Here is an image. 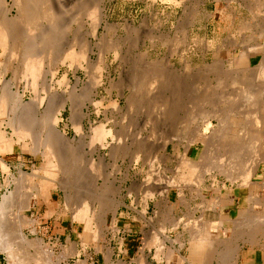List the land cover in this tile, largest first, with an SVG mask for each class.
I'll use <instances>...</instances> for the list:
<instances>
[{
    "label": "rangeland",
    "instance_id": "374dc122",
    "mask_svg": "<svg viewBox=\"0 0 264 264\" xmlns=\"http://www.w3.org/2000/svg\"><path fill=\"white\" fill-rule=\"evenodd\" d=\"M100 1L93 2L91 0L89 5L92 7L97 6L94 3L99 4ZM100 5H103V2H100ZM104 6L106 7L105 18L102 13H99V17L97 16V23L100 22V25L98 24L99 27L97 25L96 37L93 36L90 20H83L82 24L84 26L77 27L76 24L66 22V20L71 21L72 14L69 13L67 19L64 20L66 22L65 26L70 25L66 27L63 34L65 41L70 42L67 50L72 49L70 47L73 44L74 47L76 46L75 50L80 51L81 42L84 45H91L92 52L88 60L82 64L83 68L88 66L87 70L78 68V65L77 69L76 65L71 68L66 65L67 67L62 68L57 75L51 76L52 79L49 78L52 80L55 90L60 92L62 90L60 85L58 87L57 82L66 75L69 82L67 88L66 86L63 87L66 88L63 91L65 90L64 92L74 99L87 97L88 94L91 97L93 93L92 99L95 102L100 101L99 103L102 104L100 111L97 112L93 107L89 109L86 107L85 112L88 114V117L84 120L86 131L84 135L79 136L74 126L75 121L71 122L73 121L71 117L72 110L68 106L63 114V121L59 124L57 130L65 139L73 141L77 148L78 146L81 148L80 144L83 142L85 153L86 151L89 152L86 153L87 158H91L88 143L91 142L90 131L92 126L101 123L107 124L106 126L112 130L114 136L118 135L116 137L123 138L128 146L127 151H123L124 154L121 152L122 155H119L118 158L109 159L112 167L115 166L112 169L118 171L116 184L120 189V195H115L114 201L122 200L126 205H130L133 200L135 202L129 208L121 206L116 214L108 210V208L111 209L110 211L114 210L115 206L112 202L108 206L106 204H103V206L100 201L99 204H93L97 213L103 215L107 211L110 218H113V223L107 225L109 232L111 231L110 228H118L117 235L112 237V234L109 233L104 244L111 250V253L113 252L110 258L103 257L107 249H104L101 253V251L96 252V249L90 246L87 254H82L80 259H77L76 256H66L61 264H141L140 251L144 252L145 264H182L183 258L181 257H187L190 264H211L215 258V254L212 253L214 250L211 249L206 250L210 252L207 256L206 253L205 255L196 256L195 252H188V247L181 249L180 254L168 247L165 260L160 263L154 259V249H149V251L146 249V244H148L147 242H149L151 236L158 235L157 237L160 240L163 239V231H160L163 227L161 225L166 223L164 221L166 218L165 211H167L166 206H159L155 201H150L145 216L141 215L143 196L147 193V189L144 192L147 187H145L146 175L150 177V171L153 172L154 170L156 179L161 178L160 180L166 183L169 177V180L176 178L183 160L197 161L203 165L202 167L204 165L211 166V161L209 162L210 154L219 156L223 153H230V150L235 148L234 145L239 146L243 141L245 145V140L254 139L255 137L256 139L260 138L262 140L259 139L260 141L257 142L259 143L258 148L256 149L258 154H256V157L260 158L259 160L256 158L259 169L256 168L258 170L251 178V182L254 184L253 189L257 193L250 192L247 188L238 187L237 184L239 185L240 181L232 184L224 175L214 170L215 166L211 167L213 171L202 174L204 175L200 189L202 196L194 189L185 190L184 204L177 196L176 191L171 192L169 203L171 216L176 220L179 219V221L182 219V222L188 225V230L185 231L182 229L183 227H180L177 232L171 234V237L173 239L177 237L178 240L190 243L191 234L189 232L194 231L190 228L192 222L199 225L202 223H209L211 226L216 225V230L221 224L222 231L220 230V233H222V236L220 238L218 236V239L222 240V243H226V241L233 239L235 222L243 218L256 216L257 210L253 211V206L248 202V197L254 195L256 201L264 204V0H106ZM12 14L15 15V13ZM101 19L105 20L109 27L115 28L114 31L116 32L112 35L106 34ZM74 40L77 44L76 42L73 43ZM109 47L114 50L117 47L116 53ZM118 54L120 57L116 56ZM115 56L119 58L116 59ZM6 58L5 55L3 61ZM102 62L105 63L106 69L101 72L96 71L97 67H103L104 63ZM17 63L16 60L15 65ZM98 64L100 65L96 67L95 65ZM93 65L96 67H94V70L92 69ZM92 76L96 79L99 77L98 81L101 80V85L96 87L93 84L94 79H91ZM12 78L13 72L7 71L6 82H9ZM143 79L158 80L157 84L160 86L156 84L154 88L148 86L149 88L146 89L147 85L142 87L143 83L141 82ZM233 80L236 81L233 82ZM232 82L237 84L232 86ZM14 83L15 81H12L13 91L18 89L22 94L25 84L18 85L15 83V85ZM115 83L117 85L120 83L119 85L125 96L121 100L118 110L114 109L109 103L110 99L116 100L118 92L121 91V88L119 87V89ZM13 84L15 87H13ZM242 84L246 86L244 87ZM155 87L160 88L155 90ZM243 87L244 89H241ZM250 88L254 89V92L257 91L256 93H261L263 89V94L261 93L262 96L259 97L262 100L259 99V104L260 102L261 104L255 106V109L242 104L245 101L242 100V94L239 93ZM91 89L92 91H90ZM29 93L25 96L26 103H29L31 99V93ZM1 95L0 85V100ZM235 95L240 99L233 98ZM227 96L232 97L231 99H234L235 102ZM226 97L233 102L228 101ZM161 98L162 100H160ZM216 110L220 113L217 114ZM227 111L235 113L239 111L238 114H240L237 123L230 125L227 130L228 135H232L231 140L228 139L225 142L231 141L228 143V148L226 147L228 150L217 148L218 144H215L216 147L208 142L212 136L214 137L222 131L224 125V128L228 126L226 121L224 123ZM207 112L212 115L207 118L213 126L211 127L212 131L211 128H206L209 124H206L208 121H205V124L203 123L204 119H207L201 117ZM214 113L217 116H214ZM247 114H250V116ZM257 116H261L258 117L259 120ZM209 117H212V119ZM221 123L223 124L222 128H220ZM195 130L201 133L197 134ZM194 132L195 134H193ZM11 133V130L8 129L7 134L9 137L12 136ZM207 133L213 135L210 137ZM205 134L207 137H205ZM139 136L144 138L142 144H140L141 152H138L140 149H137ZM231 145L234 147H231ZM244 145L241 144V146ZM22 146L23 148L17 149L14 155L3 157L8 163L11 173L16 174V167L19 164L22 165V170L28 174L43 169L42 156L32 152V145L28 142L23 143ZM212 148L216 150L218 155L214 153L215 150L211 152ZM129 149L131 152L128 151ZM141 153L143 156H141ZM138 155L142 160L137 159ZM147 157L156 162H153L156 169L154 166L153 170L149 169L150 166L144 163L145 159H147V162L149 161ZM74 170L80 173H88L84 164L79 161L75 163ZM42 175L40 174L39 177H42ZM213 176L216 177L218 183L223 184L224 192L214 188L216 186L212 185ZM163 177H165L164 181L162 180ZM4 179L5 176L0 172V203L2 195L9 194L8 191L14 189V187L2 188ZM10 181H13V179L10 178ZM77 182H75L77 187L82 186L81 182ZM98 187L100 186H97V189H99ZM78 189L81 190L80 187ZM64 194L62 190H59L58 194L54 193L53 205H48L39 199L33 204L31 211L27 212V216L36 222L38 237L45 242V249L49 247L48 245L53 247L54 257L64 255L69 245L75 251L76 246L81 249L80 244H82L80 236L83 232L82 225L73 223L71 213L64 211L65 201L71 204L72 207L77 205L75 202L73 204V202L67 201L66 194ZM109 197L113 200L112 195ZM48 207L57 212L53 216L49 215ZM262 216H264V213H262ZM111 224L116 225V227ZM32 238H35V236ZM239 240H246V238L242 237ZM236 246L238 250L237 243ZM219 251L223 255L226 247H220ZM0 264L18 263H10L5 254L0 253ZM183 264L189 263L185 262Z\"/></svg>",
    "mask_w": 264,
    "mask_h": 264
},
{
    "label": "bare ground",
    "instance_id": "6f19581e",
    "mask_svg": "<svg viewBox=\"0 0 264 264\" xmlns=\"http://www.w3.org/2000/svg\"><path fill=\"white\" fill-rule=\"evenodd\" d=\"M90 1L91 0H0V51H2L0 54V70H2L0 73V85L2 93L0 100V172L5 176L2 188L9 189L14 187L12 191H8L9 194L6 193L2 195L3 197L0 203V253H4L10 263L61 264L66 256H76L77 259H80V256L82 254H87V250L90 246L94 247V249H96V252L101 251V253L104 251V249H107V251L105 252L106 256H103V254L102 256L104 258H110L113 252L111 253V250L104 244L105 241H107L106 239L109 233L112 234V237H115L117 235L118 228H110L111 231L109 232V228L107 225L112 222L113 218H110V215L107 211H105L106 213H103V215L97 213V210H94L95 208L93 204H99L100 201V203L102 202V205L106 204L108 206L112 202V204L115 206V208L113 207L115 211H110L111 209L109 208L108 210L109 212H113V214H116L121 206H126L129 208L132 207L135 202V200L132 199V205H126V203L122 200H115L117 202L114 201V196L120 195V189L116 184L118 179V171L112 169L115 166L112 163L114 166L112 167L109 159L113 157L118 158L119 155H122L121 152L127 151L128 146L126 145L127 143L123 140V138L116 137L118 135L114 136L112 130L108 129V127L106 126L107 124L105 125L101 123L92 126L90 131L91 142L90 144L88 143L89 150L91 151V158H87L86 153L89 152L86 151L85 153V146L83 145V142L82 144L79 143L81 145V148L83 145V148H79L80 146H78L77 148L73 141L65 139L62 135L59 134L57 130V127L63 121V114L69 106L72 110L71 117L73 119V121H71L72 119L70 121H75L74 126L76 128L77 135H84L86 131L84 127V120L88 117V114L85 112L86 107L87 109L93 107L97 112H99L102 105L101 103H99L100 101L95 102V100L92 99L93 93L90 92L92 91V89L89 91L90 93H92L91 97L88 96L90 94H88L87 97H80L78 99H74L72 96H68L66 92H64L65 90L63 91V89L67 88V84L69 82V80L67 81L66 75H64L62 79L57 82L58 87L60 85V89L62 90L60 92L55 90L51 80L64 67L68 66L69 68H71L72 66L76 65V69L78 66V68H83L82 64L86 60H88L90 53L92 52V48H90L91 45H84L82 42L80 44V51H76V46L74 47L73 44L70 47L72 49L67 50V46L70 42L67 43L63 35L65 33L66 27L70 26H65V23L67 21L72 24H76L77 27L81 25L84 26V24H82L83 20L87 19L92 23L93 36L96 37L97 28L100 25V22L97 23V16L99 17V15L102 13L104 17V15L106 14V7L104 6L106 0H99L101 3L103 2V5H100V2L99 4L94 3V5H97L93 6L94 8L89 5ZM92 1L97 2L98 0ZM12 13H15V15H13ZM69 13L72 14V17L70 18L71 21L66 20L65 22L64 20L67 19ZM101 22L105 27L106 34L112 35L114 32H116L114 31L115 28L111 26L109 27L105 20L101 19ZM74 42L76 41L74 40L73 43ZM110 49L108 50L110 51ZM111 50L116 53L115 50H117V47H115V50ZM5 55L7 56V58L6 60L4 59L5 61H3ZM116 56L120 57L119 54ZM116 56L115 58L118 59L119 57L117 58ZM16 60L18 63L15 65ZM100 64L95 66L97 67ZM95 66L93 65V70ZM87 67L88 66L83 69L87 70ZM104 69H106L105 63L103 64V67H97L96 71L101 72ZM7 71L13 72V80L11 79L9 82H6L5 79ZM92 75L94 74L92 73ZM50 77L51 79H49ZM93 77L94 76H92L91 79ZM93 79V84L96 87L101 85V80L98 81V79H100L99 77L98 79ZM236 80H233V82ZM12 81H15V83H17L18 85L22 83L23 85L25 84V88L23 89L24 91L22 94L18 91V89L17 91H13ZM233 82L232 86L237 84L236 82L233 84ZM141 83H143L142 87H146L147 85L146 89L149 87L154 88V86L158 83V80L143 79ZM14 84L13 87H15ZM119 84L117 85V83H115L118 88L120 87ZM135 84L138 85L137 83ZM64 86H66V88H63ZM244 87L241 89H244ZM156 88L157 87H155V90ZM159 88L157 89L159 90ZM120 90L121 91L118 92V97L116 98V100H111L109 98V103L114 107V109L119 108L121 100L125 98L123 89L121 88ZM254 91V89L252 90L250 88L247 90H242L239 93L240 95L242 94V100L245 101L244 103H241L248 107H254L255 109V106H260L261 102L259 104V97L262 96L263 93H256L257 91ZM29 92L31 93V99L29 100V103H26L25 96ZM73 92L75 93V91ZM227 97L229 98V96ZM235 97L240 99V97L236 95L233 98ZM162 98L160 100H162ZM228 98L227 100L230 101L229 99H231L232 97L229 99ZM231 100L235 102L234 99ZM218 112L216 110L217 114L220 113ZM238 112L235 113L231 111L226 114L227 117L226 119H224V123L226 121V123H228V126L224 128L225 125L223 126V124L221 123L222 125L220 128H222L223 126V129L221 132H217L218 134H216L215 132L216 135H214V137L212 136V133V135L207 133L210 135V137L212 136L208 141L209 143L211 142V145L218 144V147L215 145L217 148H228V143H230L231 141L227 143L225 142L228 139L231 140L232 135H228L227 130L230 125H234V123H237L240 116ZM216 113H214V116H217ZM209 115L212 116L211 113L207 112L204 114V116L201 117L207 119ZM247 115L250 116V114ZM258 117L261 116H257V119L259 120ZM209 118L212 119V117ZM220 118L222 119V117ZM257 119L256 121H258ZM205 121H208V119H204V124ZM209 122L210 121L206 122V124ZM211 127L213 126L211 125V123H209L206 128L210 129ZM8 129H10L12 132L11 137H9L7 134ZM196 132L197 134L201 133H198V131ZM193 134H195V132ZM141 137L137 141V149L141 148L140 144H142V141L144 139L143 136ZM205 137H207V135ZM259 139L260 138L256 139L255 137L254 139L245 140V145L244 141L242 142L244 146H241L242 143L239 146L234 145V143L232 145H234L235 148H232L233 150H230V153H223L219 156L210 154L211 156L209 157V162L211 161V166L204 165L205 168L208 166L209 169H205L204 167H202L203 165H201L197 161L183 160L180 165V169L177 172L176 178L174 180L172 179V181L171 179L169 180V177L166 183L162 182L160 180L161 178H158L159 175L157 176L158 179H156V175L154 174L156 172L152 169L155 167L153 164V162L155 161L150 160L151 158L149 157H147L149 160L148 162L147 159H145L146 161L144 163L150 166L147 167L149 169L151 168L153 172L150 171V177L146 175V184H144L145 187H147L145 189L143 184L144 192L147 189V193L145 196H143L144 198L142 197L143 208L141 211V215L145 216L150 201H155L159 204V206L162 205L166 206L167 208V211H165V221L163 219L164 223H166L165 225H161V227L163 226L162 228L160 227V232L163 231V239L160 240V238L157 237L158 235H153L150 237V239L148 238V244H146L145 242V244L147 245L146 249H148V251L149 249H154V259L158 263L165 260L168 247H171L178 254H180L179 252L181 249L188 247V252L192 251L195 253L203 252V250L206 249L214 250L215 262L216 260H218L222 261L224 264H233V262L237 260L236 256H238L236 255L237 241L242 237H245L250 242H253L255 241L256 236L262 235V233L264 232V216H262V213H264V204L260 201H256L254 195H249L248 202H250V205L253 206L252 209L254 212L257 210L256 216L245 219L243 218L242 220L235 222L236 226L235 229H233V239L226 241V243H222V240L220 241V239H218V236L219 238L220 236H222V233H220L222 231L221 224H219L218 229L216 230V225L211 226L209 223H202L201 225H199L196 222H192V225L190 224L191 227L189 226L192 230H194L192 232H189L191 234L190 243L178 240L176 236V239H173V237H171L172 233L177 232L180 227H183L182 229L186 231L188 230V225L187 223H183L182 219L179 221V219L176 220L175 218H173L171 216L172 212L169 210L171 208L169 206V203L171 201L170 196L172 191H176L177 196L180 197L182 202H184L185 200V190L194 189L200 196H202L200 190L204 180V175L202 174L208 173V171L210 173L211 171H213L211 167L214 166V170L217 173L224 175L232 184H236L237 182L239 183L240 181L239 185L237 184L238 187L247 188L250 192H256V190L253 189L254 184H252L253 182H251V178L255 174L256 170L259 169L257 167V165L259 164L258 162H256V160L258 159L256 157L258 155L256 149L258 148L257 145L259 144L257 142L262 140ZM28 142L32 145V152L34 154H40L42 156V159L44 161V168L41 170L38 169V171L33 172L32 174H28L22 170V165L19 164L18 167H16V174H12L8 163L3 157L6 155H14L17 149L23 148V143ZM232 145L231 147H234ZM130 149L128 151L131 152ZM214 150L215 149L212 148L211 152H214ZM138 152H141V149ZM214 153H216V150ZM216 154L218 155V153ZM138 156L137 159L139 160L140 158L142 160V158ZM141 156H143L142 153ZM135 159L136 158H134V160ZM114 160L116 161V159ZM78 161L84 164V166L88 170V173H80L79 171L74 170V165ZM40 174H43L42 177H39ZM160 174L162 175V173ZM10 178H12L13 181H10ZM164 178L165 177H163L162 180ZM212 180H214L212 185L216 186L214 188L220 190L221 192H224L223 184L220 182L218 183L216 177L214 176ZM77 181H79V183L81 182L82 186L77 187L75 185V182ZM176 183L177 185H175ZM97 186H100L98 187L99 189H97ZM79 187L81 188V190L78 189ZM59 190H62L66 194L67 201H71L73 202V204L74 202L76 203L77 206L72 207L71 204L65 201L64 211L66 213H71L73 223L82 225L83 232L81 233V235L79 234L82 239V244H80L81 249H78V247L75 245L76 250L73 251L71 249V246L69 245V248L66 250V253L64 255L54 257V251H52L53 247L48 245L49 247L45 249V242L42 238L38 237L36 222L27 216V212L31 211L33 204L39 199H41L48 205H53V194H58ZM80 191L83 192L80 193ZM111 195L113 200L109 197ZM214 206L216 207V205ZM200 210L202 211V209ZM56 212L57 211H52V209L48 207L49 215L53 216V214H55ZM121 216L123 215L121 214ZM112 226L116 227V225ZM33 236H35V238H32ZM222 246L226 247V251L223 255H221L219 251V248ZM140 253V262L141 264H145L143 257L144 252L140 251ZM181 258H183V263L188 262L190 264L187 257Z\"/></svg>",
    "mask_w": 264,
    "mask_h": 264
},
{
    "label": "crops",
    "instance_id": "0c3cea01",
    "mask_svg": "<svg viewBox=\"0 0 264 264\" xmlns=\"http://www.w3.org/2000/svg\"><path fill=\"white\" fill-rule=\"evenodd\" d=\"M247 240L248 239L239 240L237 242L238 250L236 255L238 256H236L237 260L234 261L233 264H264V234L256 236L255 241L253 242ZM206 250H203V252L200 253H195V255L199 256V255H205V253L206 254L210 253ZM213 254H215V252H213ZM216 262L215 260H213L211 264H224L222 261L216 260Z\"/></svg>",
    "mask_w": 264,
    "mask_h": 264
}]
</instances>
